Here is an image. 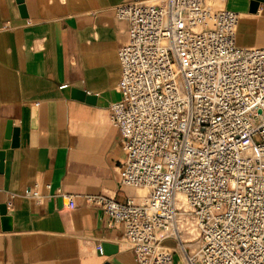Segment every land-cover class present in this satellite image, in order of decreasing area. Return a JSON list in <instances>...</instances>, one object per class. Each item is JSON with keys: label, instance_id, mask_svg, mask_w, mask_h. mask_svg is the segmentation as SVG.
I'll return each mask as SVG.
<instances>
[{"label": "built area", "instance_id": "obj_1", "mask_svg": "<svg viewBox=\"0 0 264 264\" xmlns=\"http://www.w3.org/2000/svg\"><path fill=\"white\" fill-rule=\"evenodd\" d=\"M216 2L116 10L130 22L110 107L121 184L147 193L88 200L124 227L137 264H171L170 239L199 242L188 264H264V47H239V14Z\"/></svg>", "mask_w": 264, "mask_h": 264}, {"label": "crops", "instance_id": "obj_2", "mask_svg": "<svg viewBox=\"0 0 264 264\" xmlns=\"http://www.w3.org/2000/svg\"><path fill=\"white\" fill-rule=\"evenodd\" d=\"M125 1L0 0V264H137L124 227L88 200L145 199L121 184L127 154L111 120ZM223 6L239 14L236 44L264 47V0ZM166 244L171 264L199 247Z\"/></svg>", "mask_w": 264, "mask_h": 264}, {"label": "water", "instance_id": "obj_3", "mask_svg": "<svg viewBox=\"0 0 264 264\" xmlns=\"http://www.w3.org/2000/svg\"><path fill=\"white\" fill-rule=\"evenodd\" d=\"M254 5H257L254 4ZM73 93L77 96V97H80V98H85L86 97V94L85 92L81 91V90H78V89H73ZM87 99H92L90 97H87ZM17 138H18V129L15 130V140L17 142Z\"/></svg>", "mask_w": 264, "mask_h": 264}, {"label": "rangeland", "instance_id": "obj_4", "mask_svg": "<svg viewBox=\"0 0 264 264\" xmlns=\"http://www.w3.org/2000/svg\"><path fill=\"white\" fill-rule=\"evenodd\" d=\"M153 2H154V1H153ZM211 6L214 7V8H217V7H223V3H221V2H216V3L211 4ZM255 140L258 141V138H255ZM139 192H140V195H141L142 197H145V196H146V194H143V193H145V191H141V190H139ZM142 192H143V193H142Z\"/></svg>", "mask_w": 264, "mask_h": 264}, {"label": "bare ground", "instance_id": "obj_5", "mask_svg": "<svg viewBox=\"0 0 264 264\" xmlns=\"http://www.w3.org/2000/svg\"><path fill=\"white\" fill-rule=\"evenodd\" d=\"M150 2H153V1H150ZM145 190V189H144Z\"/></svg>", "mask_w": 264, "mask_h": 264}]
</instances>
